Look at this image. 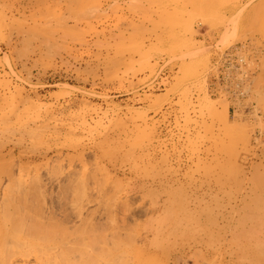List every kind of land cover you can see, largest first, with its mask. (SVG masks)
Returning a JSON list of instances; mask_svg holds the SVG:
<instances>
[{"label":"rangeland","instance_id":"374dc122","mask_svg":"<svg viewBox=\"0 0 264 264\" xmlns=\"http://www.w3.org/2000/svg\"><path fill=\"white\" fill-rule=\"evenodd\" d=\"M263 73L264 0H0V264H264Z\"/></svg>","mask_w":264,"mask_h":264},{"label":"bare ground","instance_id":"6f19581e","mask_svg":"<svg viewBox=\"0 0 264 264\" xmlns=\"http://www.w3.org/2000/svg\"><path fill=\"white\" fill-rule=\"evenodd\" d=\"M2 232H3V233H2V236H1V237H2V239L5 238V241H6V237H5V236H7V235L9 236L10 234H9L8 232L4 231V230H3ZM5 232H6V233H5ZM6 234H7V235H6ZM12 235H13V234H12ZM8 236H7V239H8ZM13 236H14V239H15V235H13ZM26 237H27V236H26ZM26 237H25V238H26ZM30 238H31V237H30ZM30 238H29V239H26V241H24L27 245L30 244V242H31ZM49 238H51V237H49ZM9 239H10V238H9ZM51 239H53V238H51ZM24 240H25V239H24ZM0 241H1V240H0ZM48 241H50V239H49ZM52 241H53V242H56V241H54V240H52ZM6 242H7V241H6ZM255 242H256V241H255ZM3 243H4V242H3ZM7 243H8V242H7ZM56 243H57V242H56ZM4 244H5V243H4ZM4 244H3L2 246H4ZM256 245H257V244H256ZM258 245H259V244H258ZM258 245H257V246H258ZM2 246H1V247H2ZM261 246H262V245H261ZM32 247H34V246H29V248H32ZM34 248H36V247H34ZM31 253L35 256V257H34L35 259H41V257H42L41 255H38V253H37L35 250H32ZM20 254H21V253H20ZM21 255H22V254H21ZM23 255H24V254H23ZM23 255H22V256H23ZM29 255H30V254H27V256H29ZM140 256H142V255H140ZM150 256H151V255H150ZM153 256H154V255H153ZM154 257H155V256H154ZM22 258H23V257H22ZM22 258H21V259H22ZM19 259H20V258H19ZM23 260H24V258H23ZM158 260H159V259H158ZM27 261H28V258H25V262H24V261H23V262L26 263Z\"/></svg>","mask_w":264,"mask_h":264},{"label":"crops","instance_id":"0c3cea01","mask_svg":"<svg viewBox=\"0 0 264 264\" xmlns=\"http://www.w3.org/2000/svg\"><path fill=\"white\" fill-rule=\"evenodd\" d=\"M264 74V73H263Z\"/></svg>","mask_w":264,"mask_h":264}]
</instances>
